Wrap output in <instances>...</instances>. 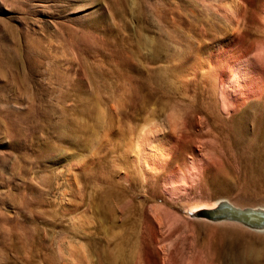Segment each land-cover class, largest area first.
Listing matches in <instances>:
<instances>
[{
    "label": "rangeland",
    "instance_id": "obj_1",
    "mask_svg": "<svg viewBox=\"0 0 264 264\" xmlns=\"http://www.w3.org/2000/svg\"><path fill=\"white\" fill-rule=\"evenodd\" d=\"M177 1L0 0V264H264L250 262L264 229L199 214L264 207V153L229 132L238 117L263 144L264 100L226 116L213 67L180 77L156 17ZM209 2L184 32L234 4ZM240 25L264 48L253 5Z\"/></svg>",
    "mask_w": 264,
    "mask_h": 264
},
{
    "label": "bare ground",
    "instance_id": "obj_2",
    "mask_svg": "<svg viewBox=\"0 0 264 264\" xmlns=\"http://www.w3.org/2000/svg\"><path fill=\"white\" fill-rule=\"evenodd\" d=\"M209 1L211 0L177 1L178 6L171 10V17L168 15L169 12L166 11H160L159 13L156 11V17L160 22L162 21L168 24V32L172 35L170 37V39H172L171 47H174L177 50V52L171 50L172 52L169 54V57L170 60L173 59L170 64L174 68L179 66L180 71L185 73L180 76L184 79L187 76L195 78L198 74H204L203 72L207 68L210 69L213 67V77L215 75L216 80L221 85L220 102L222 112L226 116H229L237 112L238 109L248 100L256 98L264 100V48L260 47L257 48L256 53L252 52L253 48L248 45L247 39L241 31L240 25V21L247 10L248 4L253 5L257 9V12L264 17V0H233L234 4L232 6L230 5L226 12H222V15L219 14L221 18L218 17V21L210 17L211 19H209L208 22L210 27L207 30L203 29L201 33L202 35L197 33L195 28L190 32H184V22L180 19L184 17H186V19L191 18L193 26L198 27V23L203 20V17L199 14L196 4L210 3ZM186 4L194 5L187 6ZM174 11L176 12L174 13ZM152 14L153 13L151 12V15ZM161 15L163 17H161ZM148 16L149 15H147V17ZM165 27L166 26H164V28ZM131 54L135 57V53ZM132 72L133 69L131 70V73ZM204 76H206V74ZM155 79H158L156 87L159 95L165 98V100L171 101V98L166 93L169 91L167 89V83L163 82L162 78L158 76L153 78L154 81H156ZM142 84L146 85L144 83ZM237 118L230 117L231 126L228 125L230 126L229 132L231 136L235 139H240L245 136V138L243 137L242 139H245L250 143V145L247 146V149H251V151L253 150L254 152L256 151L259 154L264 153V131H262L264 128H260L261 132L259 138H255V140H261L263 144L258 143L262 146L256 147L258 144H255L256 146L252 144L254 140L253 138H246L244 128L246 125H242L243 123L245 124V122H241L242 124L240 125ZM248 118L245 114L241 115L242 120L249 121L250 123L253 122L250 117ZM260 122L256 125L258 130L262 123L264 125V122ZM252 124H250V126ZM252 126L254 127V125ZM161 134L164 137L165 134L163 132ZM165 138L167 139L165 140L167 146L166 149L171 150L176 146L174 142V140H176L175 138L173 139L166 135ZM156 142L157 141L154 137L147 139L145 142V145L150 149L152 148L153 153L155 154L159 152V147H156L158 146ZM174 149L172 151H174ZM260 156L257 157L260 158ZM262 159L260 158L258 161ZM260 208L262 207H256V209ZM251 253V263H256L258 260H264V251L255 249V251L252 250Z\"/></svg>",
    "mask_w": 264,
    "mask_h": 264
},
{
    "label": "water",
    "instance_id": "obj_3",
    "mask_svg": "<svg viewBox=\"0 0 264 264\" xmlns=\"http://www.w3.org/2000/svg\"><path fill=\"white\" fill-rule=\"evenodd\" d=\"M199 214L209 219H228L255 230L264 229V207L260 209H256V207L240 208L221 201L215 208L203 209Z\"/></svg>",
    "mask_w": 264,
    "mask_h": 264
}]
</instances>
